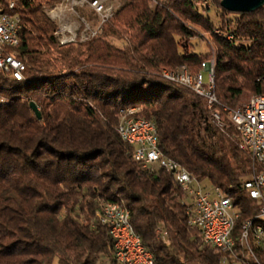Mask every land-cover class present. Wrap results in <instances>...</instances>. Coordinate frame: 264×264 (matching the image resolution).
<instances>
[{
    "label": "trees",
    "instance_id": "16d2710c",
    "mask_svg": "<svg viewBox=\"0 0 264 264\" xmlns=\"http://www.w3.org/2000/svg\"><path fill=\"white\" fill-rule=\"evenodd\" d=\"M10 1L0 0V10L22 19L16 51L28 80L0 71V264H116L109 226L99 220L106 202L130 210L156 264H264L263 246L251 245L253 255L239 241L248 221L264 233V219L245 188L252 155L229 117L249 96L264 95V7L241 13L221 0H125L95 37L62 44L45 7L59 0H15L13 9ZM202 30L213 47L197 52L190 38ZM210 60L213 108L161 75L182 66L199 73ZM128 107L155 122L165 155L239 208L233 253L189 225L191 201L171 173L134 159L118 133Z\"/></svg>",
    "mask_w": 264,
    "mask_h": 264
},
{
    "label": "built area",
    "instance_id": "2783aa9c",
    "mask_svg": "<svg viewBox=\"0 0 264 264\" xmlns=\"http://www.w3.org/2000/svg\"><path fill=\"white\" fill-rule=\"evenodd\" d=\"M156 1L153 0V3ZM79 4H86L94 17H82L80 24L75 27L63 21V9L57 7L50 11L51 18L58 25L56 35L62 44L85 42L95 37L115 12L114 7L104 0H77L76 5ZM14 6L15 0H11L9 8L13 9ZM70 9L76 11L73 6ZM22 28L19 14L0 10V71L17 81L28 80L25 74L26 63L17 56L16 51ZM212 62L203 63L209 72L208 81H205L203 72L192 73L187 66L175 70L163 69L161 75L191 88L207 100L209 108H213L219 100L215 92V81L210 77ZM3 102L5 100L0 99V103ZM139 112L140 109L120 112L118 124V133L123 134L126 144L132 147L134 159L144 167L164 168L171 173L191 201L187 210L189 225L199 230L205 243L216 246L225 254L233 253L237 241H232L230 225L236 224L239 208L231 206L228 195L220 187L206 185V181H200L178 161L165 155L160 149L155 122L147 123ZM229 117L239 130L241 146L252 155L255 170L245 182V188L259 204L257 215H264V95H252L246 104L231 110ZM214 119L220 120L218 112L214 113ZM99 220L109 226L116 264H153V253L132 225H123L119 209L112 202L102 204ZM257 229L260 228L253 227V221L246 229L247 249L253 255L251 245L264 247V238L257 237ZM227 261L225 255L223 262Z\"/></svg>",
    "mask_w": 264,
    "mask_h": 264
},
{
    "label": "rangeland",
    "instance_id": "374dc122",
    "mask_svg": "<svg viewBox=\"0 0 264 264\" xmlns=\"http://www.w3.org/2000/svg\"><path fill=\"white\" fill-rule=\"evenodd\" d=\"M76 1L77 0H59L54 6L45 5V7H46V10H47L49 15H50L51 9H55L57 7H58V9H63V14H62L63 15V21H66L67 23L73 24V26L75 27V26H78L80 24L82 17H86V18H90V19L94 17V15L90 12V9L86 4L83 6L81 4L76 5ZM104 2L108 5H112L116 11L117 9H119L123 5L125 0H104ZM72 6L75 7V10H76L75 12L70 9ZM58 9H57V11H59ZM218 10L219 9H215V7H213L211 12H210V16L216 22L217 25H219L220 21H221V12H219ZM202 11L204 12L205 10H202ZM230 17H232V16H230ZM190 39L192 41V49L197 51V52L208 51L209 44H210V46L213 47L210 34L203 31V30L200 31V34L198 36L191 37ZM115 42L117 44H120V45L123 44V41H120V40H115ZM202 72H203L205 81H208L209 80V72H208V70H206L204 68V66H203ZM250 97L251 96H249L248 99L244 103H246L250 99ZM138 109L141 110V107ZM205 184L208 186L210 185L209 182H205ZM81 219L85 220V217L82 216ZM54 264H58L57 261H55Z\"/></svg>",
    "mask_w": 264,
    "mask_h": 264
},
{
    "label": "bare ground",
    "instance_id": "6f19581e",
    "mask_svg": "<svg viewBox=\"0 0 264 264\" xmlns=\"http://www.w3.org/2000/svg\"><path fill=\"white\" fill-rule=\"evenodd\" d=\"M204 68H205V64H204ZM210 77L214 79V61L210 65ZM22 81H25V80H22ZM0 99L4 100V96L1 92H0ZM137 109H138V107H128V108L122 109L121 112H126L128 110H137ZM146 120H147V123H154L151 120H148V119H146ZM120 136L123 139V141L126 142V139L124 138L123 134H120ZM230 204H231V206H233V202L231 199H230ZM113 205L119 209V215L122 216L123 225L124 226H131L132 225V227H133V224L131 222L130 210L127 207H125L121 204H118V203H113ZM238 217H239V215L237 216V218ZM256 218L257 219H264V215H258ZM251 223H252V221H248L247 223H245V225L243 226V229H242L243 232H242L240 239H239V241L242 244H244L246 247H247V238H248V230H246V229H247V226L250 225ZM253 227L260 228V229H257V237L258 238H264L263 228L261 227V225H259L257 223L254 224V222H253ZM234 230H235V224L230 225V235H232V241H235ZM153 264H156L155 259H153Z\"/></svg>",
    "mask_w": 264,
    "mask_h": 264
},
{
    "label": "water",
    "instance_id": "95a60500",
    "mask_svg": "<svg viewBox=\"0 0 264 264\" xmlns=\"http://www.w3.org/2000/svg\"><path fill=\"white\" fill-rule=\"evenodd\" d=\"M221 6L230 12L248 13L264 7V0H221ZM30 106L37 117L41 118V111L37 104L32 101Z\"/></svg>",
    "mask_w": 264,
    "mask_h": 264
}]
</instances>
